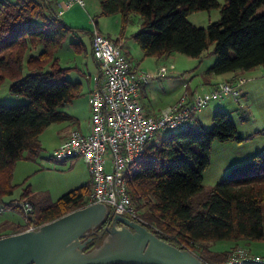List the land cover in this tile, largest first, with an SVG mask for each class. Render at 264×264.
<instances>
[{
  "label": "trees",
  "instance_id": "trees-1",
  "mask_svg": "<svg viewBox=\"0 0 264 264\" xmlns=\"http://www.w3.org/2000/svg\"><path fill=\"white\" fill-rule=\"evenodd\" d=\"M99 2L102 14L121 15L123 29L132 14L140 15V28L133 38L145 56L181 52L202 57L210 42H215L217 58L207 69L208 75L264 65V10L259 11L264 0H225L224 4L218 0ZM217 6H221L222 16L208 27L196 26L188 18L192 12ZM74 30L54 8L34 0H0V86L9 79L11 91L28 98L24 104H0V202L6 206L20 186L13 182L17 161L34 159L41 152L44 130L53 122L72 118L60 107L82 94L81 83L67 78V69L56 56ZM31 44L42 45L38 55L29 54ZM74 44L81 49L80 42ZM213 120L212 128L173 130L158 145L150 142L143 156L128 167L126 176L135 205L138 207L136 201L148 204V211L141 212L148 228L192 250L207 263L228 264L232 250L213 251L214 242L264 241V155L256 154L234 168L202 197L214 140L245 139L230 112L219 110ZM91 191L92 181L52 201L48 194L34 193L28 184L20 197L33 204L30 221L41 225L87 205ZM113 214L111 210L97 232L91 233L94 237L87 249L102 243ZM20 225L22 228L13 233L27 228Z\"/></svg>",
  "mask_w": 264,
  "mask_h": 264
},
{
  "label": "built area",
  "instance_id": "built-area-1",
  "mask_svg": "<svg viewBox=\"0 0 264 264\" xmlns=\"http://www.w3.org/2000/svg\"><path fill=\"white\" fill-rule=\"evenodd\" d=\"M40 1L47 8H54L59 17L75 4L86 5L85 0ZM92 53L98 74L93 77L95 86L89 94L91 131L85 133L78 128L72 129L52 154L59 160L84 159L92 179L87 205L102 202L114 213L144 222L129 193L126 176L128 167L143 156L159 130L192 127L196 114L213 100L232 98L239 104L243 114L249 115V105L243 102L246 96L243 85L247 79L241 74L223 80L204 92L187 91L160 113H149L141 100V85L148 83L151 74L137 70L119 39L95 28L92 33ZM170 67L161 66L158 74H168ZM11 198L9 206L0 202V212L20 207L24 211L22 215L26 229L37 228L39 225L30 221L33 204L20 196ZM248 262L264 263V257L237 248L231 251L228 258V264Z\"/></svg>",
  "mask_w": 264,
  "mask_h": 264
},
{
  "label": "rangeland",
  "instance_id": "rangeland-1",
  "mask_svg": "<svg viewBox=\"0 0 264 264\" xmlns=\"http://www.w3.org/2000/svg\"><path fill=\"white\" fill-rule=\"evenodd\" d=\"M17 1V0H12ZM38 5H42L40 0H34ZM86 7L75 5L68 9L63 15L62 19L68 24L74 26L75 30L68 37L63 46L58 50L56 56L59 58L60 65L64 66L65 64H75L77 63L80 67L83 64L86 68V60L83 59L85 50L79 52V48L76 44L77 42L81 43V38L87 43V49L89 52L88 59L91 60V64L94 65V58L90 52V32L93 33L94 29L97 26L106 30L113 37L124 34L126 41L131 45V52L135 59L136 68L139 71L145 73L155 74L159 68L163 65L168 67L174 65V69L169 68V72L166 76H153L149 79V83L141 85V94L146 98L151 99L153 104L157 106L160 113L164 108L168 107L172 99H175L176 96L180 94L177 101L183 96L185 92L194 93L197 89V92L207 91L205 86L202 84V79L204 76L209 77L207 74V69L213 64L217 56L213 53V50L216 46V43L210 42L208 48L205 49L203 57L197 58L190 56L181 52H172L168 55H164L162 58L156 56H145L144 53L138 55L137 49H141L138 43L133 38V34L140 28L141 17L139 14H132L133 22L129 23L128 26L123 29L122 18L120 14L104 15L102 14V8L99 0H85ZM221 4L225 3V0H218ZM45 8V7H44ZM264 10V5H262L259 11ZM46 12L50 14V11L46 9ZM222 16L221 6L213 7L210 9H204L196 12H192L188 15L189 20L200 27H208L213 21L220 19ZM76 45V46H75ZM82 45V43H81ZM42 49V45L36 46L31 44L28 51L29 54H39L38 52ZM142 50V49H141ZM28 54V56H29ZM200 59V60H199ZM203 62L201 63V61ZM90 60L87 61L90 64ZM83 62V63H82ZM201 63L200 68H194L197 64ZM95 66V65H94ZM172 66V67H173ZM259 67V66H258ZM48 68L47 66L45 67ZM87 70V69H86ZM204 70V71H202ZM264 70V68H263ZM262 68H254L250 70H245L244 74L241 72H233L232 76L243 75L247 80L251 78L248 82L243 85L246 87L247 93L243 98V102L249 105V115L243 114L242 110L239 108V104L235 102L232 98H226L224 100L218 101L213 100L207 104L203 112L196 114V121L192 125V128H197L200 126H205L206 128H212L214 126L213 116L214 113L219 111L220 107H215L220 102L226 105V103H231L236 108H230L229 112L231 117L234 120L238 128V133L240 136H243L249 132L246 137L250 136L255 128L261 127L260 131L264 129V71ZM81 73L78 69H73ZM88 71V70H87ZM230 73V72H229ZM69 76L77 80L75 73H70ZM68 78V77H67ZM229 78H225L229 79ZM223 81V80H222ZM201 84V85H198ZM195 86H198L196 89ZM196 89V90H192ZM147 90V92H146ZM247 97V98H246ZM248 100V101H247ZM224 101V102H223ZM28 102L27 96L24 94L13 93L10 89V80L6 81L0 86V104H24ZM217 109V110H216ZM242 112V114H240ZM198 119V120H197ZM172 130L164 129L159 130L151 142H157L155 145H158L161 140H163ZM255 132V138H250L248 140L243 139L242 141L229 140L221 141L219 139L214 140L212 144L211 152V161L210 165L204 172V190L201 193V196L204 197L209 189L215 186L220 182L224 177L231 172L237 166L242 164L235 161L237 154L242 151L250 150L256 148L258 145L264 148V132ZM53 151L50 152L49 156L46 159L45 163H41L40 171H37L31 176L22 177L23 173H19L17 177H13V182L15 184H20L15 190V197L21 195L19 187L26 186L30 184L32 191L37 195L48 194L52 201L57 200L63 193L69 191L78 185L75 181V175L68 170L65 166V163L70 160H59L56 157H53ZM52 154V155H51ZM246 158V157H245ZM84 160V159H83ZM246 161H243L245 164ZM239 164V165H237ZM75 186V187H74ZM90 190V189H89ZM136 204L139 207L140 212L146 213L148 211V204L145 202L136 201ZM20 211L24 214V211L19 207ZM10 211V210H8ZM6 211V212H8ZM3 214H0V219ZM22 228V225L10 224L0 222V234L6 231H16ZM254 241L260 242L264 245V241L260 240H251V239H223L218 240L212 244V250H223L229 248L234 242L242 243L243 241ZM237 248H244L253 255H260L264 257V247H261V251H253L246 247L245 245H238L235 248L231 249L232 251ZM258 252V253H257Z\"/></svg>",
  "mask_w": 264,
  "mask_h": 264
},
{
  "label": "water",
  "instance_id": "water-1",
  "mask_svg": "<svg viewBox=\"0 0 264 264\" xmlns=\"http://www.w3.org/2000/svg\"><path fill=\"white\" fill-rule=\"evenodd\" d=\"M111 210L102 202L71 210L35 229L0 236V264H208L151 230L114 213L102 243L87 249Z\"/></svg>",
  "mask_w": 264,
  "mask_h": 264
},
{
  "label": "crops",
  "instance_id": "crops-1",
  "mask_svg": "<svg viewBox=\"0 0 264 264\" xmlns=\"http://www.w3.org/2000/svg\"><path fill=\"white\" fill-rule=\"evenodd\" d=\"M76 5H78V4H76ZM79 6H81V5H79ZM85 7H86V5H85ZM61 18H62V16H61ZM132 18L133 17H131V22H133ZM140 23H141V21H140ZM97 28L102 33L110 35L113 37V35L110 34L109 32H107L106 30H102L98 26H97ZM90 36H91L90 52H91V55L93 57L91 32H90ZM114 38L119 39V41L122 43L124 52L134 62L135 59H134V56L131 52L132 47L126 41V37L124 36V34L118 35ZM81 43H82V45H80L81 49L78 51L82 52L85 50V54L87 55V57L83 56V59L86 60V63H85L86 68L83 64L80 67L77 63H75V64H68L67 63L64 66H62V67H65L67 69L66 75H67L69 80H71L73 82H80L82 85V94L80 96H78L77 98H75L73 101L66 103L60 107V110L70 114L72 116V118L68 119V120H64V121L53 122L49 127H47L40 136V140H41V144H42L41 152H39L34 159L24 158V159L18 160L16 163V167L14 170V176L13 177H17L19 173H23L22 177L26 178L28 176L33 175L37 171L42 172L39 169L40 165L45 163L46 159H49V158H47L50 155L49 153L54 151L68 137V135L72 129L78 128L85 133H89L91 131V105H90V101H89V94H90L91 90L93 89V87L95 86V80L93 77L98 74V68H97L96 63H94V65H95L94 66L91 64V60L88 59V56H89V52L87 49V43L88 42H86L84 40V38H81ZM137 53H138V55H140V54L142 55L143 51L141 49H137ZM203 55L205 56V54H203ZM203 55H202V57H203ZM162 57L163 56H161L160 58H162ZM202 57H197V58L201 59ZM89 60H90V64L87 62ZM203 60L204 59H202L201 63L203 62ZM93 62H95V61H93ZM201 63L199 65L196 64L194 66V68H200ZM171 64H173V63H171ZM259 67L262 68V70H263L264 65H260ZM259 67L257 66L256 68H259ZM174 68L175 67L173 66L171 69H174ZM73 69H78L81 73H78L77 71H73ZM202 71H204V70H202ZM72 72L75 73V75L77 77H79V78H77V80H75L74 78H71L69 76V74ZM244 72L245 71H242L241 73L244 74ZM232 73L233 72H230V73L226 72V73H222V74H212V75H209V77L204 76L202 79V83H203L202 85L205 86L206 89L207 88L208 89L214 88L222 80H224L225 78H229L232 75ZM166 75H163V76H166ZM153 76H162V75H159L158 71H157L155 74H153V75L151 74V77H153ZM250 79L251 78L249 77L247 82ZM148 83H149V81H148ZM198 85H201V84H198ZM195 88L197 89L198 86H195ZM196 89H192V90H196ZM243 89H244L245 93H247L245 86ZM146 92H147V90H146ZM180 94L181 93H179L175 99L170 100L171 101L170 103H175L177 101L178 97L180 96ZM141 100H142L143 105L145 106L146 110L149 113H158L160 111V109H158L157 106L155 104H153L151 99L146 98L142 94H141ZM215 103H217V101H215ZM215 107H220L218 109H220L222 111H226V112H229L230 108H236L234 105L232 106L231 103H228V104L226 103V105H224L221 102L218 105H214V107H212V109H215ZM228 107H229V109H227ZM203 111H204V109L200 112H203ZM240 114H242V113H240ZM260 128L261 127L255 128V130L253 131V133L250 136L246 137V135L249 134V132H247V134L243 135L242 137L246 138V140H248L252 137L255 138L256 135H254V133L260 131V130H258ZM256 154L264 155V148H262L258 145L256 148L239 152L234 160L238 161L237 163H239V164H243V161L244 162L246 161V163H247ZM26 156H28V154ZM239 164H237V165H239ZM65 166L68 168V170H70V172H72L75 175V181L77 184H73V185L80 186L82 184L91 183V181H92L91 174H90L88 166H87L86 162L83 160V158L70 159L65 163ZM24 187L25 186L19 187L21 192H22ZM8 210H10V211H8ZM6 211H8V212H6ZM0 214H3L1 219H0L1 223L4 222V223H10V224H14V225L15 224H18V225L25 224L24 219H23V215H22V212L20 211V209H17V208L16 209H13V208L6 209L4 212H2ZM13 232L14 231H6L3 234L7 235V234H11ZM260 244H263V243L246 240V241H243L242 243H239V242L235 243L234 242L233 244H231L229 246V248L223 249V250H231L238 245H241V246L245 245L246 247H249L252 251H253V249H254V251H261V247L262 246L264 247V245H260ZM211 248H212V246H211ZM223 250H214V251H223Z\"/></svg>",
  "mask_w": 264,
  "mask_h": 264
},
{
  "label": "flooded vegetation",
  "instance_id": "flooded-vegetation-1",
  "mask_svg": "<svg viewBox=\"0 0 264 264\" xmlns=\"http://www.w3.org/2000/svg\"><path fill=\"white\" fill-rule=\"evenodd\" d=\"M91 233L92 232H89L83 239H86L87 237H89V236H93V235H91ZM94 237V236H93ZM91 249V248H90Z\"/></svg>",
  "mask_w": 264,
  "mask_h": 264
}]
</instances>
